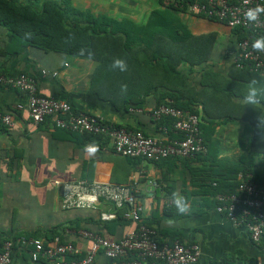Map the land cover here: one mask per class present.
<instances>
[{"label": "crops", "instance_id": "1", "mask_svg": "<svg viewBox=\"0 0 264 264\" xmlns=\"http://www.w3.org/2000/svg\"><path fill=\"white\" fill-rule=\"evenodd\" d=\"M70 5L94 16L104 15L117 22H130L135 27L144 26L151 13L167 11L170 15L163 28H169L168 19L172 18L192 36L214 34L215 43L209 60L192 69L180 66L183 84L174 90H180L183 102L192 103L202 125L213 130L210 138L214 144L210 148L212 154L230 164H238L248 156L255 135L254 124L264 125V92L261 91L264 89V74L249 78L233 67L235 39L230 29L218 22L170 10L159 0H70ZM7 35V29L0 26V48L7 41ZM97 67L98 63L90 59L42 53L35 49H30L26 56L21 54L9 59L0 56L1 75L29 73L36 80L38 93L42 96L65 100L73 111L96 116L111 126L163 137L150 115L160 95L166 92L157 82H151L158 72L154 73L145 66L130 71L129 75L137 78L136 89L141 93L147 90L149 84L146 81L150 80L155 86L142 95V104L125 107L109 104L94 96V91L90 92L91 77ZM253 79L259 81L252 85L258 90L259 103L245 105L241 101L248 94V84ZM18 106L22 108L17 109ZM25 107L23 92L0 85V113L11 114L13 118V127L0 126V246L6 240L17 242L24 234L35 232L45 244L46 236L55 231L54 238L61 243H72L79 250L78 256L83 257L89 243L81 238L82 231H97L104 238L119 240L133 226L127 222L113 227L110 223L114 219L101 221L100 213L115 211L111 204L101 201L95 209L63 210L60 187L55 183L62 185L84 180L125 185L137 180V200L143 207L142 221L152 224L158 241L166 242L167 233H179L184 244L200 246L201 257L197 264H208L235 253L247 257L261 254L264 244L253 243L244 229L234 227L214 210L202 214L187 213L177 220L164 215L165 207L172 205L174 191L185 198L188 209L197 204V186L192 183L189 171V168L202 166L196 160L190 164L180 161H157L154 164L121 157L113 152L112 143L104 137L98 145L99 151L89 156L84 151L88 144L81 145L76 135L67 133L77 132L55 128L54 117L34 125ZM254 165L257 180L264 181V157H255ZM98 220L101 222L97 224ZM261 242L264 243V234ZM113 263L102 253L94 261V264ZM10 264H34L29 249L16 247Z\"/></svg>", "mask_w": 264, "mask_h": 264}, {"label": "built area", "instance_id": "2", "mask_svg": "<svg viewBox=\"0 0 264 264\" xmlns=\"http://www.w3.org/2000/svg\"><path fill=\"white\" fill-rule=\"evenodd\" d=\"M165 7L190 15L218 22L226 26L235 38L232 63L235 69L264 74V52H257L253 44L257 37H264V13L257 20L249 21L246 13L257 6L264 7V0H159ZM246 33L245 39L237 40L238 34ZM56 75V74H54ZM0 85L15 88L26 95L28 118L34 125L43 124L54 117V127L81 134L108 138L113 152L125 158H141L147 162L178 157L192 159L205 154L207 149L201 138L199 118L188 111L171 106H159L151 112V118L173 120V132L178 139L169 140L168 132L162 128L163 137L144 135L141 131L115 128L102 119L79 112L74 114L71 105L62 99L45 97L38 93L36 81L25 74L16 76L0 75ZM18 106L17 109H21ZM0 124L11 128V114L0 113ZM238 186L234 194H217L214 211L236 228L244 229L250 240L259 243L264 233V182L256 184L250 176L239 174ZM63 210L95 209L101 201L112 205L115 211L122 210V218L133 226L121 239L109 240L92 231H82L80 236L89 243V248L80 259L79 250L70 242L61 243L55 238L50 244L40 239L21 238L19 248H28L31 262L40 259L53 264H94L96 256L102 253L113 264H143L158 261L163 264H197L201 257L200 246L184 244L175 240L159 245L156 231L142 224L143 207L138 203L139 184L131 180L125 185L100 184L84 180L60 185ZM71 187L66 190L65 186ZM100 213L101 221L116 218V213ZM15 249L13 240H6L0 247V264H10Z\"/></svg>", "mask_w": 264, "mask_h": 264}, {"label": "trees", "instance_id": "3", "mask_svg": "<svg viewBox=\"0 0 264 264\" xmlns=\"http://www.w3.org/2000/svg\"><path fill=\"white\" fill-rule=\"evenodd\" d=\"M37 3L38 0H27L25 2L22 0H0V26L8 31L7 41L4 42L3 48H0L1 57L9 59L21 54L26 56L30 49H35L42 53H57L69 57L90 59L98 63L97 70L91 77L90 92L94 91V96L100 100H105L112 105L122 104L125 107H130L137 104L138 106L143 102L141 100L142 95L145 92L147 93L152 86H155L151 83L155 81L159 87L166 90L158 98L156 108L161 105L171 106L197 116V112L192 109V103L183 102L181 100L182 93L180 90L176 92L174 88L179 84H183L184 76L182 70L179 69L180 66L192 69L209 60L215 43L214 34L192 36L181 27L176 19L172 18L168 19L169 28H163V26H167V16L170 15L167 11L153 12L144 26L135 27L127 21L117 22L104 15L94 16L89 11L72 8L70 0H43L40 9L37 8ZM236 32L239 33L237 40L245 39L248 36L247 32L240 33L239 30ZM257 38L264 37L259 36ZM116 59L126 62L127 69L125 71L112 66ZM141 66H145L154 73L158 72V75L156 74V77L154 75L151 82L150 80L145 82L149 85L146 86L147 90L144 93L136 89L137 78L134 75H129L132 69ZM236 70L245 73L249 78L262 76L260 73L250 72L247 69ZM19 74H25L34 79L27 72L5 74V76ZM145 77L150 79V76ZM118 84L120 87H117ZM122 85L127 86L126 90H122ZM53 98L59 99L58 97ZM73 113L78 114L79 112L73 111ZM155 122L157 129L164 128L167 130L169 140L179 138V135L173 132V120L171 118H161ZM202 124L199 121L201 138L207 149L204 155L198 154L192 159L171 157L159 161H180L190 164V162L196 160L202 165L197 168H189L193 178L192 183L197 186L195 192L199 198L197 204L189 207V212L184 214H181L173 204L166 206L163 210L166 217L174 220L185 217L187 213L202 214L214 210L217 205L214 198L217 194L236 193L239 174L244 177L250 176L258 185H262L264 182L257 180L254 165L255 157L260 155L264 157V125L254 124L256 125L255 135L248 156L238 164H230L212 154L210 148L214 144L210 142V138L213 130ZM210 124L212 125L213 122ZM0 126L2 125L0 124ZM112 126L117 129L125 128L131 131H141L116 125ZM67 133L73 134V136L76 135L81 145L91 143L99 145L100 142L104 141L101 137L89 134ZM142 133L146 136L144 132ZM133 159L143 160L141 158ZM150 163L156 164L157 162ZM115 212L116 218L110 223L113 227L117 224L127 223L122 218V210ZM100 222L98 220L97 224ZM142 224L152 228L150 222L145 223L142 221ZM92 232L100 234L97 231ZM38 236L39 233L37 232L24 234L17 239V242L13 240L15 248L20 246L19 240L21 238L38 239ZM54 236L55 231L46 236V242L53 241ZM166 236H168V243L175 240L183 243L181 235L177 232L167 233ZM262 237L257 245L264 244L261 242ZM158 242L159 245L164 243L162 240ZM80 258L82 257L76 256L70 259ZM34 264L45 263L40 260ZM143 264L163 263L147 261ZM208 264H264V245L259 256L247 257L242 253H235Z\"/></svg>", "mask_w": 264, "mask_h": 264}, {"label": "clouds", "instance_id": "4", "mask_svg": "<svg viewBox=\"0 0 264 264\" xmlns=\"http://www.w3.org/2000/svg\"><path fill=\"white\" fill-rule=\"evenodd\" d=\"M260 13H264V7L257 6L254 9H249L246 13V18L251 22L257 20ZM253 49L257 52H264V38H260L255 41L253 44ZM114 68L119 67L121 71H125L127 69L126 62L124 60L116 59L112 65ZM259 81L253 79L248 84V94L245 96L244 100L241 101L245 105L255 106L259 103L257 99L258 90L252 85L257 84ZM126 85H122V90H126ZM264 92V89L261 90ZM85 153L89 156H94L96 152L99 151V146L95 143H91L85 146ZM71 186L66 185L65 189L68 190ZM172 204L177 208V210L184 214L188 212V204L183 196H181L178 192L174 191L171 196Z\"/></svg>", "mask_w": 264, "mask_h": 264}, {"label": "rangeland", "instance_id": "5", "mask_svg": "<svg viewBox=\"0 0 264 264\" xmlns=\"http://www.w3.org/2000/svg\"><path fill=\"white\" fill-rule=\"evenodd\" d=\"M41 3H42V0L41 1H38V3H37L36 6L40 8L41 7Z\"/></svg>", "mask_w": 264, "mask_h": 264}]
</instances>
